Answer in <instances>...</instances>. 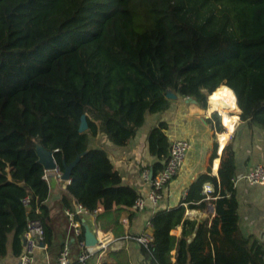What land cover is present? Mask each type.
<instances>
[{
    "label": "trees",
    "instance_id": "trees-1",
    "mask_svg": "<svg viewBox=\"0 0 264 264\" xmlns=\"http://www.w3.org/2000/svg\"><path fill=\"white\" fill-rule=\"evenodd\" d=\"M221 85L233 92L239 120L264 129V0H0V259L10 236L20 254L28 216L41 222L42 244L55 235L36 147L53 153L61 173L80 156L58 189L60 208L76 214L74 199L89 214L100 209L96 224L117 237L119 216L138 195L89 136L126 146L146 115L169 107L167 92L205 108ZM166 129L161 122L148 133L153 176L169 156ZM223 154L219 182L200 175L177 206L151 215L154 240L139 245L144 262L255 264L263 252L238 233L233 153ZM208 202L209 227L184 217ZM82 239L83 230L74 242Z\"/></svg>",
    "mask_w": 264,
    "mask_h": 264
},
{
    "label": "crops",
    "instance_id": "crops-1",
    "mask_svg": "<svg viewBox=\"0 0 264 264\" xmlns=\"http://www.w3.org/2000/svg\"><path fill=\"white\" fill-rule=\"evenodd\" d=\"M207 96L206 103H208ZM187 98L170 92L168 96L170 100L169 107L163 112L146 115L143 125L126 146L119 147L112 144L101 133L95 137L89 136V147L103 149L113 168L119 173L122 183L133 189L142 198H147L150 187L142 178L141 173L145 170L152 171L151 166L157 161L149 153L147 138L151 128L161 122L165 123L167 126L165 134L168 143L171 144L176 139H187L190 142V149L180 173L163 189L162 200L158 208L155 209L149 202H146V207L141 213H135L132 209L131 212L121 213L119 216L120 234L115 237L110 231H103L107 234L109 240L108 247L102 254L92 255L88 264H148L143 261L139 253V245L132 240V236L140 235L143 232L154 212L177 206L181 201L182 194L187 191L198 176L206 175L219 182L218 170L221 167L225 147L233 153L234 173L230 182L234 189L237 204L238 233L248 238L249 245L261 249L263 253L255 257L253 261L255 264H264V186L250 185L243 179L244 175L254 166H264V129L240 121L238 118L240 110H238L234 114V125L231 127L224 143L219 146L217 128L222 127L224 132L220 134L223 135L227 132V126L222 124L221 118L218 121L213 117V114H207L208 106L202 117L192 116L191 112L194 109H203V107L197 103L196 106H193ZM216 160L217 169L214 170ZM47 175L52 188L48 205L51 210L50 218L54 225L55 235L51 245L42 244L35 251L32 264H55L59 249L67 239L70 242L71 258L73 260L79 250L74 242L72 228L59 204L58 189L64 190V183L53 179L51 172H48ZM209 185L212 187L211 184ZM203 189L202 187V193L206 195ZM206 199L210 200L211 198L206 195ZM72 204L75 208V216L78 219H75V221L81 231L84 232L86 228L90 231L99 228L95 222L96 213L84 214L79 212L74 199H72ZM210 205L212 204L208 202L204 210H186L184 217L197 222L207 220L206 227H209L214 216V212L210 210ZM171 234L179 236L180 228L172 230ZM11 241L12 236L9 237L7 253L0 259V264H18L19 262V256L24 247L22 239V249L19 255L13 252Z\"/></svg>",
    "mask_w": 264,
    "mask_h": 264
},
{
    "label": "built area",
    "instance_id": "built-area-1",
    "mask_svg": "<svg viewBox=\"0 0 264 264\" xmlns=\"http://www.w3.org/2000/svg\"><path fill=\"white\" fill-rule=\"evenodd\" d=\"M190 149V142L187 139H176L171 142L169 147V156L168 159L160 171H158L154 176L150 175L151 171L145 170L141 173L142 178L149 184L150 191L148 193L147 198H142L141 196H137L134 204L132 205V210L135 213H141L145 209L146 202H149L153 208H158L161 200H162V192L165 186L170 184L173 179L180 173L181 169L184 166L188 151ZM44 179L49 184L48 172L52 173L53 179L57 182L64 183L63 188L69 184L68 181L62 180V173L59 172L58 169L52 171H45ZM243 179L250 185H261L264 186V166L256 165L250 171H248ZM204 193L209 197V194L212 192V187L209 184L203 185ZM186 196V192L182 194L181 201L184 200ZM30 196H26L22 200V204L26 210L29 209L30 205ZM77 208L79 212L84 214H89L84 208L77 204ZM210 210L213 212L212 205H210ZM100 209H97L95 213L99 212ZM69 225L72 228L73 237L76 238L81 235V228L78 223L75 221V215L72 211L65 210L64 211ZM94 213V214H95ZM94 238L95 244L92 246H88L85 243V240L82 239L78 241L76 244L78 246V253L73 260L71 258L70 251V242L69 240H65L60 248V251L56 257L55 264H88L89 259L94 254H102L106 251L108 247V238L107 234L96 228L91 231ZM25 240L23 252L19 256L18 264H32L34 262L35 251L40 247L43 241V227L41 222L38 219H32L29 216L26 219V231L23 235ZM132 240H134L138 245L143 247H147L150 243L153 242V237L151 233V228L147 223L145 229L140 235L132 236Z\"/></svg>",
    "mask_w": 264,
    "mask_h": 264
},
{
    "label": "bare ground",
    "instance_id": "bare-ground-1",
    "mask_svg": "<svg viewBox=\"0 0 264 264\" xmlns=\"http://www.w3.org/2000/svg\"><path fill=\"white\" fill-rule=\"evenodd\" d=\"M208 99V109L207 114L218 113L222 120V124L227 126V132L223 135L219 134L218 143L221 146L228 136L231 127L235 123L234 114L239 110L236 99L233 92L226 87L221 85L216 88L211 94L207 96ZM217 169V160L214 164V170Z\"/></svg>",
    "mask_w": 264,
    "mask_h": 264
},
{
    "label": "water",
    "instance_id": "water-1",
    "mask_svg": "<svg viewBox=\"0 0 264 264\" xmlns=\"http://www.w3.org/2000/svg\"><path fill=\"white\" fill-rule=\"evenodd\" d=\"M169 93L170 92H167V95H166L167 98L169 96ZM187 99L193 106H196V101L194 99H192L190 97H188ZM206 109H207V103L205 105V108H203V109H197V108L194 109L191 112V115L195 116V117H202L206 113ZM212 114H215V113H212ZM85 129H86V123H85L84 118H82L79 131L83 132V131H85ZM36 155L38 157V162L42 165V167L44 168L45 171H52V170L58 169V166H57V164L54 160V157H53V153L51 151H47V150L43 149L41 146H38V147H36ZM79 157L80 156L77 155L75 157V159L71 163H69L68 165L63 163V171H62V180L63 181L69 180L70 172H71L72 168L79 161ZM150 175L152 176V171L150 172ZM212 208H213V212H214V206L213 205H212ZM84 240H85L86 245H88V246H92L95 244V238H94L92 232L87 228L84 231ZM24 243H25V240H24V238H22V245L23 246H24Z\"/></svg>",
    "mask_w": 264,
    "mask_h": 264
},
{
    "label": "rangeland",
    "instance_id": "rangeland-1",
    "mask_svg": "<svg viewBox=\"0 0 264 264\" xmlns=\"http://www.w3.org/2000/svg\"><path fill=\"white\" fill-rule=\"evenodd\" d=\"M204 93H205V92H204ZM209 115H210V114H209ZM214 115H215V116H214ZM213 117H214V118H216V119L219 121V118H220V117H219V115H218V114H216V113H215V114H213ZM214 121H215V119H214ZM219 123H220V122H219ZM219 126H220V125H219ZM219 128H221V129H222V127H221V126H220ZM223 132H224V130H223ZM223 132H222V133H223ZM218 134H220V133H218ZM98 142H99V141H98ZM98 142H97V143H98ZM98 145H99V144H98ZM99 146H100V145H99Z\"/></svg>",
    "mask_w": 264,
    "mask_h": 264
}]
</instances>
